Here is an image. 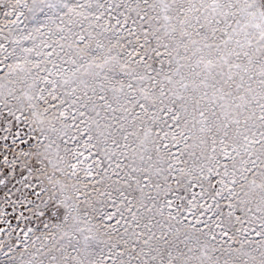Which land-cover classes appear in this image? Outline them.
I'll use <instances>...</instances> for the list:
<instances>
[{
  "label": "snow or ice",
  "instance_id": "obj_1",
  "mask_svg": "<svg viewBox=\"0 0 264 264\" xmlns=\"http://www.w3.org/2000/svg\"><path fill=\"white\" fill-rule=\"evenodd\" d=\"M0 264H264V0H0Z\"/></svg>",
  "mask_w": 264,
  "mask_h": 264
}]
</instances>
